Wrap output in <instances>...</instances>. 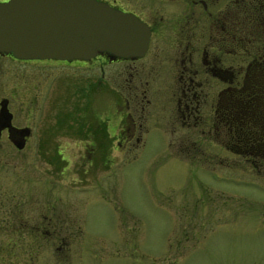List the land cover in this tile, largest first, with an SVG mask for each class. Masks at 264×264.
<instances>
[{"label":"rangeland","instance_id":"rangeland-1","mask_svg":"<svg viewBox=\"0 0 264 264\" xmlns=\"http://www.w3.org/2000/svg\"><path fill=\"white\" fill-rule=\"evenodd\" d=\"M23 64V98L29 104L27 100L37 97L28 123L31 133L22 151L6 148L0 160L6 162L3 171L8 176L21 174V209L27 223L38 211L48 215H41L43 222L54 221L52 206H65L67 216L60 213L58 219L80 223L88 264H264V172L255 168L256 160L247 151L224 146L225 132L192 134L175 123L171 130L151 131L146 142L144 135L140 142L119 144L116 132L111 135L107 128L106 146L93 150L94 160L100 153L103 162L87 167L82 148L72 143L52 147L53 140L72 139L62 130L71 119L69 109L81 111L86 105L80 84L75 90L78 96L73 92L71 97L63 86L53 100L52 60ZM121 69L124 74L128 68L106 66V76ZM74 72L76 78L80 67H74ZM17 75L10 69V87ZM107 79L112 82L103 88V95L97 90L89 93L88 107L90 120L95 111L104 109L108 125L110 113L125 104L115 93L116 81ZM54 113L61 119L57 130L51 129ZM40 135L44 142L38 146ZM158 136L171 144L156 142ZM59 150L68 165L56 155ZM5 194L15 198L18 192L9 190L0 196ZM49 251L43 245L41 256Z\"/></svg>","mask_w":264,"mask_h":264},{"label":"flooded vegetation","instance_id":"flooded-vegetation-1","mask_svg":"<svg viewBox=\"0 0 264 264\" xmlns=\"http://www.w3.org/2000/svg\"><path fill=\"white\" fill-rule=\"evenodd\" d=\"M98 1L145 22L149 28L148 44L142 54L136 55H115L103 50L88 59L50 58L49 66L55 68L51 75L53 100L59 97L63 86L69 88L70 96L73 92L78 96L77 84L86 100L81 111L69 109L71 119L62 131L72 139L53 140L52 147L65 148L72 143L86 154V166L95 167L103 161L100 153L94 160L93 150L106 146L107 128L111 135L116 132V142L123 144L140 142L144 135L146 142L151 131L171 130L178 123L192 134L225 132L224 146L247 151L256 160L255 168L264 172V0ZM44 59L19 58L0 51V159L7 154L6 148L22 151L31 133L28 123L37 97L27 100L29 104L23 98L26 73L22 68L25 64L21 63ZM111 64H126L128 69L123 70L124 74L121 69L118 75L113 72L106 76V66ZM74 67L81 69L76 78ZM10 69L18 73L12 87L7 78ZM107 77L116 81L115 93L125 104L110 113L108 125L104 109L95 111L90 120L88 107L89 93L97 90L103 95V88L112 82ZM53 115L51 129L57 130L61 119ZM115 123L119 125L117 130ZM163 141L171 144L162 137L156 139ZM43 142L40 135L38 146ZM56 155L60 160L65 158L68 165L62 150ZM5 163L0 160V194L13 190L18 195L0 196V233L6 234L0 237V264H88L80 223L58 219L60 213L67 216L65 206H52L54 221L43 222L41 215H48L38 211L27 223L21 209V174L8 176L3 171ZM69 174L72 175L61 172L62 176ZM43 245L50 249L44 257L40 253Z\"/></svg>","mask_w":264,"mask_h":264},{"label":"water","instance_id":"water-1","mask_svg":"<svg viewBox=\"0 0 264 264\" xmlns=\"http://www.w3.org/2000/svg\"><path fill=\"white\" fill-rule=\"evenodd\" d=\"M148 40L145 22L98 0L0 2V51L19 58L88 59L103 50L136 55Z\"/></svg>","mask_w":264,"mask_h":264}]
</instances>
